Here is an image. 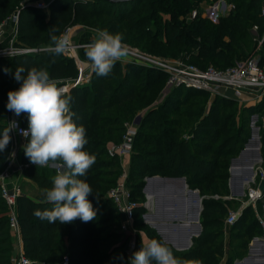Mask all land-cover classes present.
I'll use <instances>...</instances> for the list:
<instances>
[{
  "label": "trees",
  "instance_id": "obj_1",
  "mask_svg": "<svg viewBox=\"0 0 264 264\" xmlns=\"http://www.w3.org/2000/svg\"><path fill=\"white\" fill-rule=\"evenodd\" d=\"M33 1L0 0V20L8 16L15 7L19 8L16 35L12 43L15 47L25 49L14 54L0 55V138H2L3 129L8 127V109L6 107L8 92L18 89L21 83L14 79L17 67L25 68L23 76H26L27 70L32 67L37 69L44 67L52 78L61 80L62 84L75 78L77 67L74 59L65 53L56 55L51 51L54 47L51 36L56 35L59 38L74 20L87 21L91 26L107 30L112 34L121 33L124 41L130 42H138L142 39L154 40L162 28L164 41L167 45L188 44L190 47H197L195 56L199 58L213 59L217 57L223 61H229L232 46L235 45L240 50L239 40L246 39L248 36L240 26L242 20L251 21L260 28L264 27V19L259 14L261 0H245L244 3L235 4L234 9L230 10L228 15L219 17L215 23L208 22L197 11L191 22H187L183 16L181 17L191 7H197L200 0H51L46 10L33 6ZM160 10H165L168 13V17L162 18L163 25L157 20ZM186 35L190 38L186 39L184 37ZM8 40L9 38L4 39L0 46L7 45ZM53 59H55V63H51ZM128 64L142 69L141 64L132 62H128ZM143 67L148 72L144 77L146 87L141 89V93L147 92L149 89L150 72L159 70L155 67ZM5 69H11V74L6 73ZM132 77L129 71L122 72L121 63L118 61L108 76H98L92 72L90 81L73 85L65 92V95L72 98L71 110L75 113L73 120L78 126L83 125L86 129L88 143L84 150L96 156L95 164L86 175L78 177L88 184L92 180H97L99 173L96 170L100 166L115 167L116 162L119 163V157L117 155L110 156L107 148L110 145L108 144L109 140H112L110 137L114 133H117V137L118 132L123 129L122 118L119 115L111 117L106 114L112 107L126 112L125 104L132 101L138 91ZM192 92L208 94L207 91L194 88L171 87L161 106L164 108L166 105L176 103L178 101L176 98H180L181 94L187 95ZM231 100L215 95L211 108L204 119L199 120L192 128L191 140L165 141L166 136L171 135L175 130L168 126H161L158 121L154 123L153 113L159 111L161 107L150 108L146 111L143 116L145 123H141V125H145L148 120L147 127L156 130L155 133H150L139 129V125L137 126L126 178V185L132 192L131 194L139 195L144 185V178L154 174L185 177L188 186L195 187H201L211 179L225 182L228 178L230 159L239 152L248 136V131H245L242 125L236 130L237 134L234 137L230 134L232 131L230 123L233 121V116L225 115L223 117L222 106ZM155 116H157L156 113ZM22 120V124H25V117ZM24 126L28 127V125ZM116 139L117 142L118 139ZM29 140L30 137H26L25 145ZM137 144L148 145L153 149L134 152ZM9 154L10 143L5 151L0 152V173L5 168ZM101 155H105L107 159H98ZM260 155L261 165L264 168V137L261 142ZM20 160L25 163L23 175L36 181L39 188L36 197L21 193L15 202L23 254L31 259L27 264H57L64 255L68 258V264H126V241L110 244V240L117 238L118 233H107L106 227L103 225L106 219L103 221L95 219L87 223L76 219L70 224H60L58 221L49 223L47 220L34 217V210H51L53 207L46 200L45 190L52 187V178L56 175V170L32 164L25 156L23 148ZM115 169L117 170V168ZM107 172L100 173L102 175L112 174L110 169ZM100 182L114 185L116 178ZM92 190L93 193L89 195L88 199L97 209V216L101 212H109L112 209L117 212L119 217L117 207L108 197L107 190L97 187ZM223 193H227V187H224ZM144 201L145 198L138 201V206L134 210L133 222L137 223L136 226L143 223L138 222V219L146 211ZM223 204L220 200L207 197L203 200L202 212L208 213L214 207L223 208ZM7 211L8 206L0 195V264H15L11 255L13 249L12 229L9 225ZM248 215H252V219L244 223ZM212 220L217 222L216 219ZM208 223L205 221L203 225ZM232 225L234 228L242 229L244 236L263 234L259 218L255 216L251 205L243 207L242 214ZM218 233L204 232L194 237L193 246L185 251L184 258L202 257L205 254L202 250L216 240ZM142 244H144L142 241L136 240L131 255L138 251ZM217 250L220 253L222 248H217ZM207 254H209L208 261L216 264L217 259L211 253ZM121 255L123 260L118 258ZM226 264H231L229 259Z\"/></svg>",
  "mask_w": 264,
  "mask_h": 264
},
{
  "label": "rangeland",
  "instance_id": "obj_2",
  "mask_svg": "<svg viewBox=\"0 0 264 264\" xmlns=\"http://www.w3.org/2000/svg\"><path fill=\"white\" fill-rule=\"evenodd\" d=\"M37 1L48 2L50 0H34L33 2ZM244 1L245 0H200L197 7H191L188 12L185 15H181V17L183 16L187 22H191V20L194 18V16H191V13L193 10H196L197 12H200V14L204 16L208 22L215 23L219 17L228 15L230 10L234 9L235 4H241L244 3ZM18 13L19 8L15 7L8 16L0 20V23H3L4 26V36L0 38V45L4 39L9 38L7 44V46H9L15 38L17 20L15 21L14 15H16L18 19ZM159 13L160 14L157 17V20L159 23H161V25H163L162 18L164 19L168 17V13L165 10H160ZM240 23L241 28L245 30V33L248 36L246 39L241 38L239 40V43L241 44L240 50L235 45L232 46L229 61H223V59L217 57H214L213 59L199 58L195 56L197 53V47H190L188 44L175 43L172 45H167L164 41L162 28L160 29V33L158 34L157 38L154 40L142 39L138 42L124 41V43L128 45V48L133 50L136 55L131 54L130 52L132 51H130L127 58L119 62L122 66V72L129 71L133 76L132 79L135 81L138 91L135 95V98L125 104L126 109L124 110H126V112H123L120 109L116 110L115 107H112L107 111V116L112 117L119 115L122 118L123 126V129L118 132V138L116 137L117 133H114V136L112 135L110 137L112 140H109L108 144L111 145L113 143H118L121 140L127 125L130 124L134 125L136 131L137 126L139 125V129L146 132L155 133L156 129L147 127L148 120L146 121L147 123L145 125H141V123H145V118H143L144 113L150 110V108L154 107L162 108H160L159 111H154V123H157L158 121L161 126H168L170 129L175 130L174 133L166 136L165 141L178 139L191 140L192 128L199 120L204 119L206 113H208L211 108V104L214 101V96H210L209 93L206 94L204 92H192L187 95L181 94L180 98H176L178 100L176 103L166 105L163 108L161 104L167 92L169 91V86H167L168 74L163 69H160L152 64V66L148 65V61H146L145 58L143 59V57L137 56V54L143 53L152 56L156 60L160 59L162 61H182L185 63L194 64L200 68H205L210 65L222 68L224 66L231 65L236 60L242 59L250 54L259 56L261 62L264 63V27L260 28V26H257V28H253L254 23L248 20H242ZM68 28H70V40L77 44V46L73 48L74 53L78 56L79 60L82 62L83 66L86 67V69H91L90 62L87 60L85 50L83 49L85 45L81 46V44L91 43L96 35L95 30H97V28L91 26L89 22L82 20H74L71 22ZM184 37L186 39L190 38L187 35ZM71 57L74 59V56ZM128 62L141 64L142 66L140 67H142V69L130 66ZM143 66H149L153 68L155 67L160 71L157 70L150 72L151 83L149 85V89L147 92L141 93V89L146 87L144 77L148 72L147 70L143 69L145 68ZM78 72L79 70L77 68V74ZM77 74L75 77H77ZM263 97L264 96H262L259 101H249L243 99L237 100L230 98L232 99V102L230 101L222 106L223 117L225 115L233 116V121L230 123L232 130L230 131V134L233 135V137L237 134L236 130H238L240 125H242L245 131H248V136L245 139V142H243L242 147L234 157L242 154L245 144H247V142H249L251 139H255L254 141L257 143L256 154H260L261 142L264 137ZM155 113L157 116H155ZM15 117L20 121L21 124L23 117H25V124L23 125H28L26 113H22L20 116L15 115ZM10 119L11 111L8 110V123ZM10 136V154L5 165V168H8L9 171L6 185H8L7 187L9 189H19L20 194L22 193L23 195L36 197V194L39 191L36 181L24 176L22 173L23 170H20L19 168L21 163H23L20 160V154L22 152L23 146L25 145L26 139L22 136L13 134H10ZM116 138L118 139L117 142L115 141ZM148 149L153 148L148 145L144 146L137 144L134 152H144ZM13 152L15 153L14 156L11 155ZM130 154L123 156L122 158L119 157V163L117 161L115 167L100 166L96 170V172L99 173V176H97V180H92L89 183L90 187L92 189L97 187L101 190H107L108 192V190L115 184H103L100 181H108L116 178L117 182L120 176L119 174H121L124 169L128 173ZM252 157L253 156H250V159ZM98 159H107V157L105 155H101L98 157ZM257 161L259 162V159ZM230 165L231 163L229 162L228 178L225 182H221L218 179H211L202 184L201 187H195L188 186L187 182L185 181L186 185L182 183L184 191H182V195L180 197L177 196L179 193L176 192L170 194L172 190L171 187L173 186L172 182H168V179L163 178L162 175L154 174L146 177V179L144 178V185L142 186L141 193L139 195H132V192L129 189L130 197L132 200L138 202L143 198L146 200L147 195H152L153 193L154 198L149 199V209H147V211L141 215V218L138 219V222L143 223H139V226H136L137 223L135 224L133 222V230L129 232L121 230V214L119 213L118 217L117 212L112 209L109 212H101L97 216L96 220L103 221V219H106L103 225H105L107 233H118V237L111 239L110 244H118L122 241H126V264H128L129 257L132 256L131 252L129 251L130 242L131 240H134L135 244V241L138 239L144 244L153 239L165 243L169 248H171L174 256L180 260L182 264H213V262L208 261L209 254L207 253H211L217 259L215 261L216 264H226L228 259L231 264H249L250 260L252 259L262 260L260 264H264V255L259 254V251L262 249V247L264 248V230L263 234H255L251 237L244 236L242 229L234 228L232 224L226 223V216L230 212H237L238 216L242 214L244 204L239 200L243 199L245 201L246 199L245 196H243V192L246 191L245 186H242L241 190L239 191L240 193L237 196L236 194H231L229 192L231 184L229 175L231 169ZM115 168H117L118 171ZM109 169L111 170L110 173L112 174L102 175L100 173H108L107 171H109ZM114 171L116 172L114 173ZM250 177H246L243 182L250 179ZM156 178H159L160 180ZM183 178L185 180V177ZM154 179L159 181L155 183L154 188H150L149 190L147 186ZM160 184H162V188L160 187ZM166 187L168 189L164 190ZM224 187H227V193H223ZM188 189L192 191L188 193ZM161 196L165 197V205L162 206L163 210L159 208ZM207 197L222 201L224 203L222 206L223 208L214 207L208 213L202 212L203 200ZM229 198L235 199L232 200ZM183 199H186V204L181 205L179 202H177ZM12 211H14L15 215L17 216L15 205ZM7 212L9 215L11 210L8 208ZM212 219H216L217 222H214ZM251 219L252 215H248L244 220V223L249 222ZM205 221H208L209 223L204 226L203 224ZM161 227L165 228L161 229ZM170 229H185L188 230V232L183 234L184 237H180L173 235L174 232H172ZM204 232L219 233L214 242L204 247L202 251L205 254L202 257L192 259L184 258L185 251L193 246V238L203 234ZM11 238L13 242V249L11 252L13 262L15 264H20L19 258L21 256L28 258L23 254L21 236H17L16 232L11 230ZM217 248H222L220 253ZM28 259L31 260L30 258ZM61 261H59L57 264H60Z\"/></svg>",
  "mask_w": 264,
  "mask_h": 264
},
{
  "label": "clouds",
  "instance_id": "obj_3",
  "mask_svg": "<svg viewBox=\"0 0 264 264\" xmlns=\"http://www.w3.org/2000/svg\"><path fill=\"white\" fill-rule=\"evenodd\" d=\"M92 42L84 46L90 68L98 76L111 74L116 62L129 55V48L124 43L121 33L112 34L107 30H95ZM56 55L68 48L67 37L51 36ZM55 63V59L51 61ZM11 74V69H5ZM17 67L14 79L20 87L8 92L7 109L16 116L27 114L28 128L20 129L24 137H30L23 146L25 156L37 167H51L56 170L52 178V187L45 190L47 202L52 209L33 211L34 217L49 223L70 224L76 219L90 222L96 219L97 209L88 199L93 193L90 185L78 177L86 175L95 164V154L85 151L88 143L86 129L73 120L75 113L71 110L70 96L65 95L62 81L52 78L44 67H32L27 70ZM18 127L17 121L9 123L0 138V152L5 151L10 143V132ZM12 156L15 155L13 152ZM123 260V256L118 257ZM128 264H182L171 248L165 243L153 239L135 251L129 257Z\"/></svg>",
  "mask_w": 264,
  "mask_h": 264
},
{
  "label": "built area",
  "instance_id": "obj_4",
  "mask_svg": "<svg viewBox=\"0 0 264 264\" xmlns=\"http://www.w3.org/2000/svg\"><path fill=\"white\" fill-rule=\"evenodd\" d=\"M50 1L33 2V6L40 9H47ZM195 14L196 10H193L191 16H195ZM259 14L264 19V0H261L260 2ZM14 19L15 21L17 20L16 15H14ZM3 27V23H0V38L4 36ZM253 28H257V25L254 24ZM69 31L70 28L66 27L59 38L67 37L68 48L65 51V54L74 56L79 72L77 74V77H75L73 80L60 85V87L64 88L65 92H67L73 85L90 81L92 73V70L86 69V67H84L82 62L79 60L78 56L74 53L73 48H75L77 44L70 40ZM87 44L89 43H83L81 44V46ZM23 50L25 49H23L22 47H15L11 43L9 46H0V55L14 54ZM129 52L136 55L133 50L129 49ZM137 56L143 57V59L145 58V60L148 61V65H154L166 71V73L168 74L167 86H169V88L182 86L186 88H194L207 91L210 96L219 95L225 98H232L237 100L243 99L249 101H259L264 95V63L261 62L259 56H256L255 54H250L245 58L236 60L233 64L223 68L214 67L212 65L205 68H200L194 64L185 63L182 61H162L160 59L156 60L152 56L143 53H138ZM12 121H17L18 127L12 130L10 134L24 137L20 132V129L27 130L28 127L21 124L20 121L15 117L14 112L11 111V119L9 123ZM135 134L136 128L134 127V125H127L121 140L118 143H113L108 146V154L110 156L117 155L120 158L129 155L132 152ZM24 138L26 139V137ZM261 162L262 159L260 158L259 166L257 167L258 171H255L251 175L250 179L243 182V186L246 187V191L243 192V196H245L246 199L245 201L242 200L244 206H246L247 204H254L256 201L264 199V191L260 190L258 187L259 181L264 178V168L261 166ZM24 167L25 163H21V165L19 166L20 170H23ZM8 176V168H4V170L0 173V195L3 197L8 208L11 210L9 214V225L12 231L16 232L17 236L20 237V227L18 219L14 211H12V209H14L16 198L18 195H20V191L16 188L9 189L7 187L8 185L6 184ZM126 178L127 172L124 169L121 172L119 179L115 183V185L108 190L107 195L113 200L117 207V210L121 214V230L129 232L133 230L134 210L138 206V202L131 199L129 188L126 185ZM150 198L151 195L149 194L147 195V201H144L146 211L147 209H149ZM237 214V212H230L226 216V223L233 224L238 217ZM259 222L264 230V219L259 217ZM133 247L134 240H131L129 245L130 252L132 251ZM29 262L30 260L24 256H21L19 258L20 264H27ZM60 264H68L67 256L63 257Z\"/></svg>",
  "mask_w": 264,
  "mask_h": 264
},
{
  "label": "crops",
  "instance_id": "obj_5",
  "mask_svg": "<svg viewBox=\"0 0 264 264\" xmlns=\"http://www.w3.org/2000/svg\"><path fill=\"white\" fill-rule=\"evenodd\" d=\"M254 140H252V139L249 140V142H247V144H245L242 154H240L237 157L231 158V161H230V163H231L230 168L231 169L229 168L230 169L229 175H230L231 184H230L229 192L231 194L232 193L236 194V196L239 195V193H240L239 191L241 190V188L243 186V181L246 179V177H250V175H252L255 171H258L257 167L259 166V162L257 160L260 158H257V154H256L257 143ZM250 156H253V157L250 159ZM162 177L167 178L168 180L167 179L166 180L168 182H172L173 186L171 187L172 190H171L170 194L173 192L174 193L176 192V193H179L177 196L180 197L182 195V191H184L182 181L178 179L180 177H168V176H162ZM156 179H159V178H156ZM156 179H154L153 181H151L148 184L147 188H149V190H150V188H154L155 183L160 180V179L159 180H156ZM160 187L162 188V184H160ZM167 189L168 188L166 187L164 190H167ZM187 192L189 193L190 191H187ZM151 198L152 199L154 198L153 193L151 195ZM164 199H165V197L161 196V199L159 202V205H160L159 208L161 210H163L162 206L165 205ZM229 199H232V198H229ZM233 199H235V198H233ZM242 200L243 199H241L239 201L242 202ZM177 202H179L181 205H184L187 203L186 199H183V200L177 201ZM247 205L252 206L254 214L256 217H258V218L260 217V218L264 219V199L258 200L254 204H247ZM163 228H165V227H161V229H163ZM170 230H172V232H174L173 235H177L180 237H184L183 234L188 232V230H185V229H183V230L170 229ZM259 254L264 255V248L263 247L259 251ZM261 262H262V260H256V259L253 260L252 259V260H250L249 264H260Z\"/></svg>",
  "mask_w": 264,
  "mask_h": 264
},
{
  "label": "water",
  "instance_id": "obj_6",
  "mask_svg": "<svg viewBox=\"0 0 264 264\" xmlns=\"http://www.w3.org/2000/svg\"><path fill=\"white\" fill-rule=\"evenodd\" d=\"M106 1H128V0H106ZM257 157L260 158V154H259V153H257ZM178 179L181 180L182 183H183L184 185H186L185 180H184L183 177H180V178H178ZM258 187H259L260 190L264 191V178H262V179L259 181V185H258ZM188 191L191 192L192 190H189V189H188Z\"/></svg>",
  "mask_w": 264,
  "mask_h": 264
},
{
  "label": "bare ground",
  "instance_id": "obj_7",
  "mask_svg": "<svg viewBox=\"0 0 264 264\" xmlns=\"http://www.w3.org/2000/svg\"><path fill=\"white\" fill-rule=\"evenodd\" d=\"M256 135V134H255ZM170 227V226H169Z\"/></svg>",
  "mask_w": 264,
  "mask_h": 264
}]
</instances>
